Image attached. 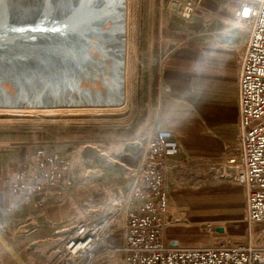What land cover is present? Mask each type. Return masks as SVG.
Returning a JSON list of instances; mask_svg holds the SVG:
<instances>
[{
  "label": "crops",
  "instance_id": "0c3cea01",
  "mask_svg": "<svg viewBox=\"0 0 264 264\" xmlns=\"http://www.w3.org/2000/svg\"><path fill=\"white\" fill-rule=\"evenodd\" d=\"M186 2L160 0L150 42V120L133 151L115 159L77 151L65 184L42 193L29 189L36 150L0 154V216L23 213L19 224L29 246L50 234L60 251L75 224L85 220L110 228L102 247L122 248L139 169L158 130L170 131L178 148L166 168L163 239L182 246L248 240L264 246V221L250 224L247 188L237 181L240 73L253 27L239 12L257 0H199L189 18L183 14ZM18 174L24 175L15 189Z\"/></svg>",
  "mask_w": 264,
  "mask_h": 264
},
{
  "label": "built area",
  "instance_id": "2783aa9c",
  "mask_svg": "<svg viewBox=\"0 0 264 264\" xmlns=\"http://www.w3.org/2000/svg\"><path fill=\"white\" fill-rule=\"evenodd\" d=\"M199 0H187L189 18ZM253 20L240 73L241 171L237 181L247 188L248 220L264 221V0L245 2L239 12ZM173 134L158 130L146 147L135 186V210L130 214L121 250L125 264H264V246L252 241L236 244L172 245L163 239L169 206L166 168L177 152ZM37 168L32 172V192H45L65 184L71 161L60 152L39 147ZM234 161V160H233ZM18 174L14 188L22 185ZM104 228L100 222H77L65 243L64 254L73 261L90 255Z\"/></svg>",
  "mask_w": 264,
  "mask_h": 264
},
{
  "label": "rangeland",
  "instance_id": "374dc122",
  "mask_svg": "<svg viewBox=\"0 0 264 264\" xmlns=\"http://www.w3.org/2000/svg\"><path fill=\"white\" fill-rule=\"evenodd\" d=\"M160 7V0H135L134 47L130 58L136 69L132 76L130 105L125 115L119 118L100 120L90 117V111L84 110H78L79 112L76 110L74 113L65 109L62 110L63 112L60 110L50 113L51 111L45 109L35 111L29 109L4 111V109H0V154L25 148L37 151L39 147L43 146L60 152L71 161L70 156L76 154L77 151L81 155L95 159L105 156L115 159L122 153L133 151V147L141 142L150 120V42ZM109 27L110 22L106 23L103 29ZM93 41L96 42V39ZM92 53L98 56L95 60L90 61V70L94 76L82 77L79 86L81 88L89 87L95 92L108 93L114 79L111 74L113 58L100 54L96 48H93ZM29 80L30 78L15 79L10 80L14 85L8 81L3 85L13 95L23 94L21 91L28 89L30 94L39 95L42 86L40 84L35 86ZM45 93V98L48 96L53 98L60 95L61 91H54L53 87H47ZM66 93L70 94L71 92L67 90ZM30 98L33 99V96L31 95ZM22 217V212L19 215L0 216V238L2 237L3 240L11 244L16 251L22 252L19 254L22 255L25 264H125V256L121 248L115 249L111 246L104 248L101 245L103 237L109 233L110 228H104L103 233L100 234V240L95 244L90 255H79L71 261L64 254L65 244L59 251L58 246L53 245L50 234L37 239L34 244L29 246L24 239L26 231L19 224L22 222ZM260 236V241L264 242V236ZM248 241L255 243V240ZM38 246L40 251H36ZM0 264H18L12 251H6L1 245Z\"/></svg>",
  "mask_w": 264,
  "mask_h": 264
},
{
  "label": "bare ground",
  "instance_id": "6f19581e",
  "mask_svg": "<svg viewBox=\"0 0 264 264\" xmlns=\"http://www.w3.org/2000/svg\"><path fill=\"white\" fill-rule=\"evenodd\" d=\"M1 1L8 2L9 0ZM24 1L28 0H21V2ZM34 1L32 0V2ZM92 2L96 5V8L92 12L94 17L91 15L95 20H90V31L95 32L98 38L97 41H100L96 43L98 47L97 51L102 55L113 58L111 74H113L114 79L109 92H95L89 87L81 88L79 86L82 77L90 78L94 76L90 70L88 59L80 60L78 56L77 58L73 57L69 61L65 59L66 61H62L64 65L62 67L59 66L60 70L56 69V74L54 75L43 73L40 70L41 65L39 62L33 60V63H37L38 65L36 70H30L29 72L27 67L23 65L20 72H0V109H4V111L8 109L9 111L22 109L35 111L37 109H45L49 110V112L51 111L50 113L65 109L73 111L74 113H76V110H84L90 111V117L100 120L112 117L119 118L126 114L132 96V76L136 69V66H134L130 58L131 51L134 47L135 0H90V5H92ZM108 22H110L109 28L100 29L98 27L100 24H104L105 26ZM93 48L96 47L94 46ZM79 57L81 58V56ZM95 59L90 57V61ZM25 78H30L29 81L35 86L39 84L42 86L39 95L34 96V94H30L29 89L22 90L21 93L23 94L13 95L3 85L6 81L9 82L15 79L23 80ZM47 87H53L54 91L60 90L61 94L53 98H49L50 96L45 98V94L47 93H45V90ZM67 90L71 93H66ZM31 95L33 99L30 98ZM0 245L6 251H12V255L18 264H25L21 255L13 249L11 244L3 240L2 237L0 238Z\"/></svg>",
  "mask_w": 264,
  "mask_h": 264
},
{
  "label": "water",
  "instance_id": "95a60500",
  "mask_svg": "<svg viewBox=\"0 0 264 264\" xmlns=\"http://www.w3.org/2000/svg\"><path fill=\"white\" fill-rule=\"evenodd\" d=\"M91 4L90 0H0V72H20L23 65L30 72L38 68L33 63L37 60L43 73L54 75L63 60L77 56L88 59L90 67V56L98 58L93 47L98 50L100 42L90 31L96 8Z\"/></svg>",
  "mask_w": 264,
  "mask_h": 264
}]
</instances>
